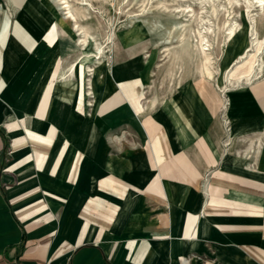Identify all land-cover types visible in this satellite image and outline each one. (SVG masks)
<instances>
[{
	"label": "crops",
	"instance_id": "0c3cea01",
	"mask_svg": "<svg viewBox=\"0 0 264 264\" xmlns=\"http://www.w3.org/2000/svg\"><path fill=\"white\" fill-rule=\"evenodd\" d=\"M27 3L0 15V264H264V153L244 140L262 100L225 95L222 112L207 86L201 114L179 94L185 130L173 102L144 108L127 65L100 67L95 96L79 79L56 96L75 52L52 51L57 17Z\"/></svg>",
	"mask_w": 264,
	"mask_h": 264
},
{
	"label": "rangeland",
	"instance_id": "374dc122",
	"mask_svg": "<svg viewBox=\"0 0 264 264\" xmlns=\"http://www.w3.org/2000/svg\"><path fill=\"white\" fill-rule=\"evenodd\" d=\"M18 3H22L25 0H15ZM38 0H28V3H35ZM40 3H44L48 5L49 10L46 9L42 11L44 14L45 19L48 18H55L57 17V11L55 6L50 3L49 0H39ZM72 4L77 5V2L79 0H70ZM93 7L89 10V13L91 18L87 21L88 24L92 25L95 30L98 33L97 35V41L100 43L104 40V37L110 33V31H116L121 38V41L123 45H126L127 43L125 40L126 38H130L133 33H138L139 35H142L143 32L149 31L150 29L147 27L153 26V29L155 30L152 35L151 39L154 42L158 41V37H163L164 40H161L159 46L153 47L151 45L148 46L147 49L137 51L133 50V52H129L127 54L124 50L121 51L119 56H123L125 59L128 58L125 62L122 64H119L118 66H113L111 74L114 76L115 71L119 66L127 65L126 70L130 73H133L134 75H138L141 87V96H143V106L144 108L149 109L152 107L153 102H160L164 101V99H168L172 97L173 101L175 98L179 96V98L187 97L190 101L191 99L195 98L198 102H195V100H192V103L195 108H198L199 111V99L196 98V93L193 90L192 83L196 82L195 75L192 76V81L187 82V80H182V87L179 89L178 85H173L172 92L169 90L171 84L170 81L167 78H163L165 75V72L163 70L164 63L163 61H159L160 53H162V47L165 45H171L172 42H176L177 40L174 39V41L168 40L169 34L167 31V28L170 26V21L175 19L171 14L173 11H175V7L177 4L182 3L180 0H150V3L147 5L145 11L143 13L140 12V10L143 8L142 5L145 0H111V4L109 2H106L105 0H90ZM159 2H163V7H159V9H156V6ZM252 2L254 0H234L231 3L228 0H216V3L219 5V13L218 16L214 17L210 14V9L208 5L203 9L201 8L202 5L200 4V0H186V3L190 5L189 11L186 12L185 17L181 16L177 18V20L181 19L185 24L188 25V28L190 30L191 43L195 44L199 36V30L202 29V26L199 24L198 17L201 16H209L211 18L210 23L206 20L208 24L212 23L213 30L216 32L214 33H208L206 41L209 40V44L211 45V48L214 51L213 57L214 61L216 62V77L221 78L225 75V66L229 59H236L237 61L240 60V63H237L231 72H234L237 66L243 65L244 63L248 62L250 60V57L254 54H257L261 61L264 62V38L259 37L261 30V25L264 23V4L263 6L253 7ZM5 3V0H0V5ZM27 3V4H28ZM17 6V5H16ZM167 7V8H164ZM169 9V10H168ZM120 10L123 11H129L132 12L134 15H136L135 18H125L123 14H121ZM3 12H8L7 10H4ZM195 15H194V14ZM209 13V15H208ZM192 14L195 16L192 17ZM229 16V17H228ZM148 18V19H147ZM196 18V19H195ZM229 18L231 22H234L235 28H236V34L230 38L227 39L225 36L227 24H225V20ZM146 19V20H145ZM150 25H149V23ZM146 23V24H145ZM65 27L70 31L71 29V23L65 22ZM54 25V23L52 24ZM200 25V26H199ZM251 25V27H250ZM260 25V26H259ZM217 26V27H216ZM259 26V27H258ZM54 27V26H53ZM146 27V29L144 28ZM138 28L139 31L137 30ZM204 31V30H202ZM55 33L59 34V37L66 38L63 41H69V38L65 36V34H61L55 31ZM74 37V34L71 33ZM217 37V38H216ZM87 52L92 50V44L88 46ZM258 47H260V50H256ZM120 51V50H119ZM246 51V52H245ZM245 52V53H244ZM244 53V54H243ZM110 54V53H109ZM74 57H76V54H72ZM115 55H110L111 60L115 58ZM150 56V57H149ZM64 54H62L61 60H65ZM60 63V61H59ZM86 64H92V61L83 62L80 64L79 71L77 73L78 79L80 80V84L82 89L85 88V67ZM99 64H96L95 68L96 71L94 75H92V80L95 79L99 80L101 76H104V71L99 70L100 67L104 69V61L101 59L99 61ZM161 65V66H160ZM190 68L193 69L194 64H190ZM159 66V67H158ZM59 64L57 66L58 70ZM80 71L81 74L80 75ZM227 71V74L229 73ZM106 72V71H105ZM230 72V73H231ZM91 74V73H90ZM153 76H150V75ZM226 74V75H227ZM233 74V73H232ZM230 76V74H229ZM89 80V78H86ZM187 82V83H186ZM195 86V85H193ZM210 86V85H209ZM211 87V86H210ZM213 91L216 93H219L222 91L213 83ZM195 88H197L195 86ZM149 89H151L149 91ZM145 92V94L143 93ZM198 91V90H196ZM212 91V90H211ZM241 91H248L247 89H239V90H228L223 94V96L229 95L231 93L236 94L240 93ZM230 92V94H229ZM250 93H255L259 99L262 100L264 103V74L260 81H256L252 84L251 89L249 91ZM228 93V94H227ZM244 93V92H243ZM154 100V101H153ZM176 101V100H175ZM97 102V101H96ZM176 103V102H174ZM163 105V104H162ZM247 118H251L248 121V126H251L253 128L261 127L264 123V115H260L256 112L250 113ZM239 122V121H238ZM174 127L175 133L179 131V128L177 125L172 124ZM177 126V127H176ZM229 128V127H227ZM263 131V130H262ZM256 132L252 133L248 137H244V140H249L251 143H255L257 140L259 141L257 144H253L256 146L255 150H258L257 146H261L260 150L264 151V134L263 132ZM250 143V144H251ZM259 163H261L262 168H264V154L261 156V158L258 159Z\"/></svg>",
	"mask_w": 264,
	"mask_h": 264
},
{
	"label": "bare ground",
	"instance_id": "6f19581e",
	"mask_svg": "<svg viewBox=\"0 0 264 264\" xmlns=\"http://www.w3.org/2000/svg\"><path fill=\"white\" fill-rule=\"evenodd\" d=\"M49 1L50 3L52 2V4L55 6L58 15L56 19L50 21L54 23V28H55L54 31L61 34H65V36L69 38V41H63L66 38H62L61 41H58V43H56L55 49H53L52 51L56 50L58 55H60V50L62 54H65L68 51L75 52L76 54L75 59L71 63L64 65L62 69H60L54 91L56 96H59L66 100H72L74 94L77 93V91L79 90V81H78L77 73L79 71L81 63L85 61L88 62L90 60L92 61V64L89 65L86 64L85 67V72H86L85 95L89 96L92 94L95 96L94 84L91 77L92 75H94L96 71L95 68L96 64L100 65L99 61L101 59L104 61V65L106 67L107 73L111 75L113 69L112 67L114 66V63L112 64L113 59L111 60L110 55H114V54L118 55L121 53L122 50H124L127 54H129V52H133V50H136L137 52L140 50L147 49L149 45L156 47L159 46V44H161L160 43L161 40H164L163 37L160 38L158 37L157 42H154L151 39V36L156 34H153L155 30L153 29V26L150 25V23L148 22L151 27H149L148 25L147 27L150 30L143 32L142 35H139L136 32L133 33V35L130 38H126L127 39L125 40V42L127 43L126 45H123L120 35L113 30L110 31V33L104 37V40L99 43L97 41L98 40L97 39L98 33H96L97 31L92 25L87 23V21L91 18L90 16L91 13H89V10H91L90 7L91 8L93 7L90 0H79L77 2V5L72 4L70 0H49ZM105 1L111 4V0H105ZM228 1L231 3L234 0H228ZM180 2L182 3L177 4V6L175 7V11H173L171 14L173 17H175V19L169 20L170 26L167 28L169 34L168 40L174 41V39H176L177 41L172 42L171 45L169 44L163 46L162 47L163 49L161 50L162 53L159 54L160 55L159 61H163L164 63V66H162L165 72L163 78H167L170 81L169 83L171 84V86L169 90L172 92L173 85H178V88L180 89L183 84L182 80H187V82L189 81L191 82L192 76L196 74L195 80H197V82L196 83L194 82V84L192 83L193 90L196 93V98H198L196 90H198L200 95L202 93L204 95V92L209 91L207 86L209 85L213 86L214 83L216 86H218L220 90H222L220 92V95L218 96V108L222 112H224V110L227 108V101L225 100L223 94H225V92L228 90H239L242 88L247 89L248 91H241L240 93L249 92L252 84L256 81L259 82L260 79L262 78L264 74V62L261 61V58L257 54H254L250 57V60L248 62L244 63L243 65L237 66L235 71L231 72V70L229 71V69L231 67H232L231 69H233L237 63H240V60L237 61L236 59L234 60L229 59L225 66V75L220 79L217 78L216 77L217 69L215 66L216 62L214 61V57H213L214 51L211 48V45L209 44V40L205 42L208 33L216 32L215 30H213L212 23L208 24L210 23L211 18L209 16L206 17L201 16L197 18L199 20L198 21L199 24L202 26V29L199 30L200 38L195 44L191 43L192 36L190 35V30L188 28V25L185 24V22H183V20L181 19L177 20V18H179L180 16L181 18L185 17V13L187 11L191 12L192 10L189 11L190 5L186 3V0H180ZM149 3L150 0L144 1L142 5L143 8L140 10L141 13L145 11ZM200 4L201 5L204 4L201 6V8L203 9L206 7V5H208L211 16L214 17L218 16L219 5L216 3V0H200ZM263 4H264V0H254V2H252L253 7H258V6L260 7L263 6ZM16 5H17V1L15 0H5V3L0 5V15L3 14L4 10H7L9 13H11V15L14 16L17 10ZM159 7H163V2H159L156 6V9H159ZM120 12L121 14L124 13L123 16L125 18H132V17L135 18L137 15V14L134 15L132 12L129 11L120 10ZM20 13L22 14H19L18 12L17 15H19V17L21 18L22 16L24 17L23 12ZM193 14L192 17L194 18L195 14L194 15ZM205 19L208 21V23L206 22ZM23 21L26 22L27 20L23 19ZM63 21L71 23L70 31L64 26L65 24L63 23ZM225 24H227L225 36L227 39H230L236 34V28L234 22H231L229 18L225 20ZM260 27L261 30H259L260 31L259 37L264 38V23ZM144 28L146 29V27ZM139 29L140 28H138L137 30L139 31ZM71 33L74 34V37L72 36ZM62 42H68V46L65 47L62 44ZM91 44H92V50L87 52L89 48L88 46H90ZM256 50L257 51L260 50V47H258ZM53 55L55 56V54ZM191 63L194 64L193 69L190 68ZM48 66L50 67V65ZM227 71H229L228 74ZM80 75H82L81 71H80ZM150 76L153 75L151 74ZM86 78H89V80H87ZM87 84L90 85V88H86ZM193 85H195L198 89L195 88V86ZM150 90L151 89H149V91ZM143 93L145 94L144 91ZM170 102L174 103L176 101L175 100L173 101L172 97L168 99H164L163 109H167L170 106L169 104ZM174 105H175V110L184 120V129L187 130V127L190 126V122L186 120V118L184 117V114L180 106L177 103H174ZM201 105L203 106L202 102ZM201 105L199 104V108H200L199 112H201V114H204V112L201 111L202 109ZM219 131L221 135L224 134L225 138L227 137L228 134L227 127L226 124H224L222 121ZM262 132L264 134V123H263ZM227 140L228 139H226L225 141L227 142ZM185 261L186 260H183V263Z\"/></svg>",
	"mask_w": 264,
	"mask_h": 264
}]
</instances>
